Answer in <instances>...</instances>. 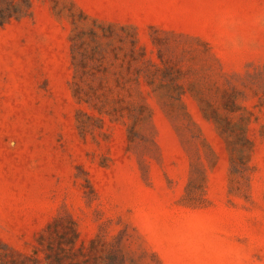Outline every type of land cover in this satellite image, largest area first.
<instances>
[{"label": "rangeland", "instance_id": "374dc122", "mask_svg": "<svg viewBox=\"0 0 264 264\" xmlns=\"http://www.w3.org/2000/svg\"><path fill=\"white\" fill-rule=\"evenodd\" d=\"M0 264H264V0H0Z\"/></svg>", "mask_w": 264, "mask_h": 264}]
</instances>
